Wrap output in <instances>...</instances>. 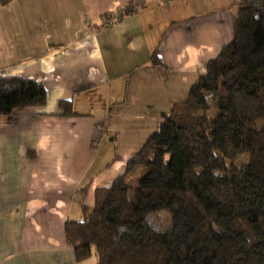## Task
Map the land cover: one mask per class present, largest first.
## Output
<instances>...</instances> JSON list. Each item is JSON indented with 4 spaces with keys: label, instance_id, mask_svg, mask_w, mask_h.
Segmentation results:
<instances>
[{
    "label": "crops",
    "instance_id": "1",
    "mask_svg": "<svg viewBox=\"0 0 264 264\" xmlns=\"http://www.w3.org/2000/svg\"><path fill=\"white\" fill-rule=\"evenodd\" d=\"M237 1L0 0V76L46 89L44 106L0 115V264L96 263L75 259L65 221L231 41Z\"/></svg>",
    "mask_w": 264,
    "mask_h": 264
},
{
    "label": "trees",
    "instance_id": "2",
    "mask_svg": "<svg viewBox=\"0 0 264 264\" xmlns=\"http://www.w3.org/2000/svg\"><path fill=\"white\" fill-rule=\"evenodd\" d=\"M45 103L42 83L0 76V115ZM63 231L95 264H264V0L237 1L231 41Z\"/></svg>",
    "mask_w": 264,
    "mask_h": 264
},
{
    "label": "rangeland",
    "instance_id": "3",
    "mask_svg": "<svg viewBox=\"0 0 264 264\" xmlns=\"http://www.w3.org/2000/svg\"><path fill=\"white\" fill-rule=\"evenodd\" d=\"M29 2H33V1H29ZM28 3V2H27ZM29 8H28V11L30 12V14L33 12V11H35L37 8H36V6L34 5V4H31V5H29L28 6ZM10 12V10L9 9H7V10H5L4 12ZM247 154H244V155H242L240 158H238V159H236L235 161H234V165L236 166V167H240L241 165H244L245 163H246V161H247ZM96 254H95V249L94 248H92V254H91V256L88 258V261H90L91 259L93 260V259H96V256H95ZM95 262V261H94ZM94 264V263H93Z\"/></svg>",
    "mask_w": 264,
    "mask_h": 264
},
{
    "label": "built area",
    "instance_id": "4",
    "mask_svg": "<svg viewBox=\"0 0 264 264\" xmlns=\"http://www.w3.org/2000/svg\"><path fill=\"white\" fill-rule=\"evenodd\" d=\"M165 1H167V0H165Z\"/></svg>",
    "mask_w": 264,
    "mask_h": 264
}]
</instances>
